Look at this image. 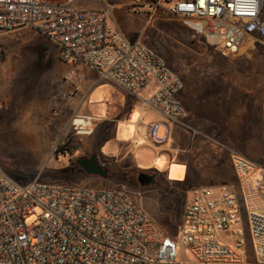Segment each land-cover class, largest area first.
<instances>
[{"label":"built area","instance_id":"built-area-1","mask_svg":"<svg viewBox=\"0 0 264 264\" xmlns=\"http://www.w3.org/2000/svg\"><path fill=\"white\" fill-rule=\"evenodd\" d=\"M154 9L224 58L264 46V0H157ZM110 14L73 9L72 0H0V36L33 29L67 65L89 66L140 99L153 86L145 103L179 120L181 77L154 50L126 40ZM147 135L162 145L168 122L149 124ZM231 161L237 184L193 188L175 237L121 191L19 183L0 168V264H264V166L236 153Z\"/></svg>","mask_w":264,"mask_h":264},{"label":"rangeland","instance_id":"rangeland-1","mask_svg":"<svg viewBox=\"0 0 264 264\" xmlns=\"http://www.w3.org/2000/svg\"><path fill=\"white\" fill-rule=\"evenodd\" d=\"M156 1L72 0V8H110L108 22L160 55L181 77L183 92H190L192 87L200 88L198 85L201 83L220 84L223 98L235 99L236 113L231 115L235 117L233 130L230 116L223 115L221 107H214L211 116L218 114L217 121L222 123L219 132L236 133L241 138L256 141V145L243 142L239 148L253 153L259 159L257 163L264 166V46L260 43L248 45L238 55L224 58L195 36L180 19L170 17L162 9H154ZM74 78L69 65L60 60L58 48L33 29H19L0 36L1 170L19 183L39 179L49 184L121 191L167 232L176 235L192 189L205 182L199 174L205 171L197 169L207 165L205 159L200 156L198 162L190 160L188 157H192L196 150L192 156L184 150L174 151L166 157L147 149L146 143L137 141L133 142L135 148L130 151L123 150L120 145L113 147L114 153H110L108 158L105 156L107 150L103 149V156L101 148L104 141L100 132V136L97 133L91 138L89 120L73 105L75 94L80 92ZM105 87L115 88L124 97L132 95L113 81L105 80L86 99V102L97 105L99 114L104 115V108L108 106L106 102L111 100ZM142 96L146 93L143 92ZM182 120L185 123L180 127L183 134L194 137L196 122H191L192 127H188L186 118ZM117 130L114 127L112 133ZM120 131L118 138L122 136ZM128 134L130 137L132 133ZM175 137L182 144L186 142L180 133ZM220 142L225 143L222 139ZM187 143L191 147L189 140ZM222 147L228 148L226 145ZM94 154L97 163L107 172L105 176H88L77 169L79 159ZM185 159L188 162L182 163ZM67 168L72 169V174L64 177L61 171ZM224 172L233 184H237L233 170ZM143 173L154 174L155 182L141 186L139 176ZM188 174V181L195 186H187ZM33 222L34 218L28 224ZM240 228L246 233L243 227ZM221 238L231 242L225 235ZM180 259L189 260L185 248Z\"/></svg>","mask_w":264,"mask_h":264},{"label":"crops","instance_id":"crops-1","mask_svg":"<svg viewBox=\"0 0 264 264\" xmlns=\"http://www.w3.org/2000/svg\"><path fill=\"white\" fill-rule=\"evenodd\" d=\"M116 30L126 40L131 42L138 41L129 38V36L124 34L122 31L118 29ZM69 67L75 76L74 81L77 85V90L80 91L75 94L73 98V105L78 112L85 115L86 119L89 120V123H87L88 125L90 124L91 127V138L97 133L98 136L101 135L100 138L104 141L102 143L103 148H101V154L104 156L105 154L103 153V149L107 150V155H105L107 158L110 153H114L113 147L118 145L122 146L123 150L128 151L135 148L133 144L134 141H137L138 143H146L147 149L162 153L166 157L170 156L174 151L184 152V150L189 154V156H192L196 150V153L193 154L192 157L188 158L198 162V158L201 156L205 159H203L205 163H207V165H202L197 168L199 171H205L199 172V174L203 177L202 179L205 180L203 185L199 186H219L224 184L235 185L233 184V180H229L227 173L224 172L226 170L234 171L231 156L235 153L243 155L254 162H258L259 160L257 156L253 155V153L249 154L247 150L239 148V145L243 142L247 145H256V141L253 142L251 138H241L236 133L226 134L219 132L222 123L217 121L219 118L216 117L218 115L217 113L215 114V117H213L214 112L212 113L213 116H211V111L214 110V107H221L223 115L230 116L231 123L234 125V127H232L233 130L235 129V117H231V115H234L236 112L234 111L235 99H231L229 96L223 98V88L218 83H201L198 85L200 88L192 87L190 92L185 90L183 92L182 90L178 95V99L184 108V115L176 121H169L162 115V113H160V111L145 103L143 100L149 97L153 90V86L148 87L144 91L146 96H142L143 99L137 98L131 94V96L124 97L119 95L115 88L105 87V92L111 96V100L109 101V97L107 98L108 101L106 102V105L108 106L104 108L105 110L103 111V115L99 114V111L96 112L97 105L95 103V105L88 103L86 102V99H88V96L93 95L94 91L99 88L100 84L103 83L105 79H102L100 74L89 66L80 65L78 67H73L69 65ZM114 83L117 84L116 82ZM228 104L233 105L228 106ZM112 112L114 113L110 116V113ZM184 118L187 120L188 127H192L190 124L191 122H196V126H193L194 137H191L189 134L185 136L183 131L180 129L181 126L185 125L182 120ZM165 121L168 122L170 127V137L162 145H155L147 135V127L153 122ZM114 127L118 130L115 133H112ZM119 131L122 132V136L120 138H118ZM128 133H132L130 137ZM178 133L186 138L185 143L189 140L191 147H189L188 143L182 144L176 140L175 136H178ZM220 139L224 140L225 143H221ZM219 143L228 146V148H223ZM90 144L92 145L91 141ZM98 145L99 147L101 146L100 144ZM99 147L98 151L100 149ZM94 156H96V154H94ZM181 162L187 163L188 159ZM211 170L218 172H208ZM188 180L189 174L187 175L186 184L189 187L195 186Z\"/></svg>","mask_w":264,"mask_h":264},{"label":"water","instance_id":"water-1","mask_svg":"<svg viewBox=\"0 0 264 264\" xmlns=\"http://www.w3.org/2000/svg\"><path fill=\"white\" fill-rule=\"evenodd\" d=\"M77 166L88 176H105L107 172L97 163L95 156L81 158L76 162ZM141 186H148L154 183V177L143 173L139 176Z\"/></svg>","mask_w":264,"mask_h":264},{"label":"trees","instance_id":"trees-1","mask_svg":"<svg viewBox=\"0 0 264 264\" xmlns=\"http://www.w3.org/2000/svg\"><path fill=\"white\" fill-rule=\"evenodd\" d=\"M77 169L79 170V171H81V172H83L78 166H77ZM84 173V172H83ZM61 174H62V176H64V177H69V175L70 174H72V169L71 168H67V169H64V170H62L61 171ZM85 174V173H84ZM171 236H173V237H175V234H171V233H169Z\"/></svg>","mask_w":264,"mask_h":264},{"label":"flooded vegetation","instance_id":"flooded-vegetation-1","mask_svg":"<svg viewBox=\"0 0 264 264\" xmlns=\"http://www.w3.org/2000/svg\"><path fill=\"white\" fill-rule=\"evenodd\" d=\"M147 175L153 176L154 177V182H155L156 176L154 174H147Z\"/></svg>","mask_w":264,"mask_h":264}]
</instances>
